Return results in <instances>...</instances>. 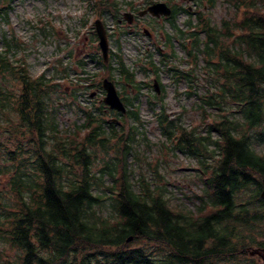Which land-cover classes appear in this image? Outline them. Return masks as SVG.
<instances>
[{"label":"trees","instance_id":"trees-1","mask_svg":"<svg viewBox=\"0 0 264 264\" xmlns=\"http://www.w3.org/2000/svg\"><path fill=\"white\" fill-rule=\"evenodd\" d=\"M232 1L236 9L245 10L239 22L224 21L223 32L203 20L200 31L191 27L194 30L187 37L193 41L194 50L205 47L207 67L216 77L211 93L199 96L202 108L207 112L206 104L220 112L206 135L183 128L181 137L175 136V140L179 138L176 148L181 152L203 160L214 159V165L207 167L204 193L196 197L201 203L196 216L170 207L162 194H154L147 183V191L138 194L125 168L114 179L112 162L128 164L131 147L127 144L134 140L133 133L121 136L126 143L118 156L120 160H104L101 176L93 174L92 166L98 159L96 148L107 151L109 137L117 134L116 124L85 111L88 123L79 127L82 130L64 134L51 105L61 85L47 79L45 73L36 78L29 75L25 63L11 57L16 45L2 37L0 126L4 129V112L14 111L19 128L30 133V145L35 149L32 161L22 156V147L8 151L10 160L17 162L13 175L0 168V175H9L16 196L15 208L4 203L0 207V221L4 220L7 227L0 242L21 252L15 264H262L248 250L264 248V153L256 151V145L264 143V0ZM11 2L0 0L3 18ZM121 5L117 0H101L95 1L94 8L101 7L99 17L111 13L121 32ZM128 5L135 8L133 3ZM170 5L174 19L179 9ZM184 13L192 15L188 9ZM91 30L98 40L93 26ZM127 33L126 29L122 31L123 35ZM203 34L204 42L199 38ZM167 43H172L171 37ZM100 64L109 80L119 75V81H115L125 89L142 88L121 53L112 52L108 64L100 58ZM180 74L190 78V73ZM8 77L19 83L16 99L2 89ZM97 86L103 91L101 83ZM121 97L126 105L131 104L127 96ZM103 108H98L100 113ZM125 117L137 119L132 111ZM160 123H166L163 114ZM105 126L111 133L108 139ZM172 128L176 129L173 121L164 127L170 138L176 134ZM81 132L85 137L80 139ZM0 146L4 151L1 141ZM214 153L215 157L210 155ZM105 174L116 182L108 187L111 196L95 191ZM104 209H110L113 215H104ZM138 241L154 244L155 249L131 248L129 242Z\"/></svg>","mask_w":264,"mask_h":264},{"label":"rangeland","instance_id":"rangeland-1","mask_svg":"<svg viewBox=\"0 0 264 264\" xmlns=\"http://www.w3.org/2000/svg\"><path fill=\"white\" fill-rule=\"evenodd\" d=\"M95 1L101 0H12L7 14L4 13V18L0 16V41L4 36V40L7 38L16 45L17 50L11 52V57L13 60L21 59L28 68L29 75L36 78L45 73L47 79L52 78L61 85L58 93L52 96L51 105L57 111L59 129L64 134L82 130L79 127L88 123L85 111L92 112L96 119L103 118L110 122L114 117L118 120L115 123V136L109 137L110 129L107 126L104 128L105 137L110 138L107 143L109 146L107 151L96 148L98 159L92 166L93 174L101 176L100 172L105 169L104 160L112 157L120 160L118 156L126 143V139H121V136L129 137L133 133L134 140L127 144L131 147L128 164L122 166L121 161L112 162V167L116 169L114 179L125 168L126 175H129L130 183L138 194L147 191L144 186L147 183L151 185L154 194H162L170 207L187 210L186 212L196 216L201 206L196 197L204 193V181L209 174L207 167L214 165V159L203 160L181 152L176 148L179 138L175 140V136L181 137L183 128L206 135L212 121L219 118L217 116L220 112L216 111L215 106L204 104L207 112L202 108L203 102L199 96L211 93L210 87H214L216 77L207 67V57L203 52L205 47L200 46L199 50H194L193 41L187 37L194 30L191 27L200 31L203 20L210 21L212 27L225 32L224 21L239 22L245 10L243 7L236 9L232 0H154L153 3L176 5L179 9L176 18L167 21L165 17L159 19L149 15L131 31L124 26L123 30L127 29L128 33L123 35V30L119 33L118 30L115 31L111 13L99 17L101 7L94 8ZM117 1L122 3V14L131 12L127 2L139 4V11L150 4V0ZM184 9H188L192 15L185 14ZM119 17V20L125 21L122 16ZM97 20H101L111 30L109 43L112 52L122 54L128 68L135 73L137 82L141 83L139 91L117 86L122 96H127L131 102L127 111L136 113L137 119L113 116L115 112L104 104L103 113L97 109L105 97V92L100 91L97 85L102 84L109 76L100 64L102 55L98 46L99 39H95L91 30ZM189 21L191 25L188 24ZM85 22L86 26L83 25ZM145 28L153 34L152 37L145 35ZM169 37L172 38L171 44L167 43ZM199 38L204 42L206 36L203 34ZM223 39L226 42V38ZM147 59H150L154 68ZM114 63L115 66L116 62ZM144 67L150 71H145ZM181 72L185 76L190 73V78H185ZM155 78L161 85L159 94L153 88ZM1 86L0 78V88ZM2 89L16 99L19 83L16 78L8 77L4 80ZM162 114L163 121L166 122L163 124L160 123ZM18 120L14 111H5L4 129L0 126V141L4 143V151L0 149V168L10 171L12 175L17 162L10 160L8 151L22 147V156H28L27 161L34 159L35 151L30 145V133L19 128ZM171 121L176 127L172 131L176 134L170 138L165 134L164 127ZM84 137L85 132H81L80 139ZM211 149L216 151L214 146ZM256 151L264 153V143L256 145ZM215 153L210 155L215 157ZM16 158L19 156L16 155ZM9 179L8 174L0 175V207L4 203L8 208H15L16 196L11 190ZM99 182L95 188L96 193L111 196L108 187L116 185V182L107 174ZM103 213L106 216L113 215L110 209H104ZM0 223V235L4 236L6 222L1 220ZM129 244L131 248L155 249L154 244L142 241ZM20 255L21 252L16 247L0 242V264H15ZM256 260L262 263L259 258Z\"/></svg>","mask_w":264,"mask_h":264},{"label":"water","instance_id":"water-1","mask_svg":"<svg viewBox=\"0 0 264 264\" xmlns=\"http://www.w3.org/2000/svg\"><path fill=\"white\" fill-rule=\"evenodd\" d=\"M190 1H193V0H190ZM148 12L154 17H163V16L169 17L172 14V10L165 3L154 4L145 13H148ZM129 17H131V14L129 13L125 14L126 19H128ZM129 22H131V20H129ZM95 27H96V32L99 38V47L102 51L103 59L107 63L108 58H109V41H108L106 29L102 21L100 20L96 21ZM155 86H156V89L158 90L157 82L155 83ZM103 88L106 92V97L103 100L104 104L108 106L110 110H113L121 114H125L126 107L123 104L116 90L115 85L111 81L105 80L103 82ZM262 186H263V189L261 192V199L264 200V178L262 180ZM248 252L251 257L258 256L264 264V248L254 249V250L249 249Z\"/></svg>","mask_w":264,"mask_h":264},{"label":"flooded vegetation","instance_id":"flooded-vegetation-1","mask_svg":"<svg viewBox=\"0 0 264 264\" xmlns=\"http://www.w3.org/2000/svg\"><path fill=\"white\" fill-rule=\"evenodd\" d=\"M138 7H140V6H138ZM144 8L145 9H143L142 11L137 10L138 9L137 7L134 8V10L131 11V13H132L131 17H129L127 19V22H125V24L122 23L123 25H121V26H123V27L124 26L125 27L127 26V28L129 29V31H131L132 29H135V27L138 25L139 22H143L144 20H146V17L150 15L148 13H145V10L148 8V6H144ZM137 11H139V12H137ZM173 14H174V10L172 9V16H173ZM159 19H161V18H159ZM129 20H131V22H129ZM144 33H145V35L147 37H152L153 36V34L148 29H146V28L144 29ZM160 87H161V85L159 83V86H158L159 91H160Z\"/></svg>","mask_w":264,"mask_h":264}]
</instances>
